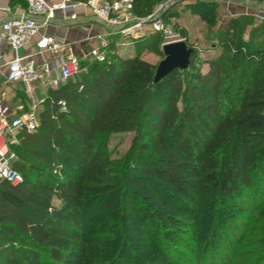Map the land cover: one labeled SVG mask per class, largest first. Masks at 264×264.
<instances>
[{
  "label": "trees",
  "instance_id": "obj_1",
  "mask_svg": "<svg viewBox=\"0 0 264 264\" xmlns=\"http://www.w3.org/2000/svg\"><path fill=\"white\" fill-rule=\"evenodd\" d=\"M164 1L131 0L132 12L147 17ZM189 8L209 21L211 12ZM251 23L257 43L242 38ZM178 32L191 47L185 30ZM216 40L220 53L204 61V73L195 69L194 50L186 70L153 83L157 65L140 55H162L155 32L132 42L133 57L110 44L106 61L83 62L85 72L49 91L36 130L20 131L10 146L23 183L0 182V264H116L120 257L112 259L108 242L119 243L117 254L127 259L122 229L114 238L113 227L106 237L87 238L84 219L92 206L94 219L107 212L122 219L115 211L120 192L138 215L133 190L154 196L172 214H150L136 247L140 264L188 263L177 251L183 232L195 242L191 252L200 264H264V21L240 15ZM127 133L125 157L111 159L107 137ZM226 203L245 217L232 221Z\"/></svg>",
  "mask_w": 264,
  "mask_h": 264
},
{
  "label": "built area",
  "instance_id": "obj_2",
  "mask_svg": "<svg viewBox=\"0 0 264 264\" xmlns=\"http://www.w3.org/2000/svg\"><path fill=\"white\" fill-rule=\"evenodd\" d=\"M61 0L49 4L45 0H24L26 11L18 17L6 20L2 26V37L15 52V57L8 63L6 80L8 83L23 85L33 101L31 109L23 115L10 112L0 101V182L5 181L12 186L23 183L22 175L12 168L17 159L10 146L17 143L20 131L33 132L38 127V107L49 97V91L66 84L82 71L83 62H104L108 56L111 42L107 37L120 36L131 43L146 34L159 32L163 21L154 19L155 11L144 18L136 17L132 12L131 0H83L69 2ZM241 2L243 14H252L259 22L264 21V0H237ZM77 5L87 7L95 21L107 30L106 37L100 38L99 44L88 48L81 55L76 54L73 42L58 38L45 32L55 19L56 12L69 13L65 19L76 20L74 9ZM247 10V11H246ZM41 30L43 32H41ZM36 53L49 52L55 55L51 61L36 66L33 55H19L17 52L33 38ZM179 41V40H178ZM169 43L165 42L162 45ZM161 45V46H162ZM40 85L45 94L37 99L34 85ZM62 106L64 104L62 103Z\"/></svg>",
  "mask_w": 264,
  "mask_h": 264
},
{
  "label": "rangeland",
  "instance_id": "obj_3",
  "mask_svg": "<svg viewBox=\"0 0 264 264\" xmlns=\"http://www.w3.org/2000/svg\"><path fill=\"white\" fill-rule=\"evenodd\" d=\"M198 3H211L213 8L210 9L204 6L199 7ZM189 7L197 9L201 14L211 12L209 21H203L200 16L193 14L192 10ZM154 11V19H160L164 23L163 28H160V31L157 32L162 37V44L165 42L171 43L174 41L183 40L178 32V29L185 30L187 35V43L196 51L195 69H199L203 73L207 70V66L204 64V61L215 57L220 53L218 42L216 40L217 36L227 30L228 23L231 19L238 18L240 15H243V13H245V10L241 7V2L237 0H200L199 2L197 0H167L158 4ZM165 11H169L171 15H173V13L176 14V17L171 18L170 21L164 20L162 14ZM95 24L101 25L97 21H95ZM256 25L257 23H251V25L246 29L242 37L245 41H250V38H252L253 42L257 43L261 39L259 32L254 33L251 37L252 29H254ZM153 33H149L146 35H150ZM107 39L112 44H114V42L116 43L115 48L118 51V55L122 57H133L135 55L131 41L122 39L120 36H111L107 37ZM108 52L112 53V50H108ZM140 57L145 61L152 63L153 65H158V63L163 59L162 55H158L154 52L146 50L141 53ZM85 71L86 69L83 72ZM179 107H181L180 104ZM131 139V133L108 136L107 141L110 158L115 160H122L129 149ZM143 184L144 187H148V183L144 182ZM154 190L162 191L165 194L167 192V189L161 185H156ZM131 193H133V195L136 197L139 204L137 210L138 215H133L130 212V209L126 208L124 205L128 193L120 192V203L115 207V211L118 210L121 212L122 219L110 218L109 212H107L104 219H94L93 206L88 209L86 219H84V232L86 233L87 238H96L103 236L106 237V235L108 234V230H110L112 227L116 230L115 234H111L113 235V238L118 236L119 232H121V229L125 232L126 236L128 237L127 239L129 243L127 259L117 254V252L119 253V243H107L108 246H113V249H115V254L112 259L114 260L115 258L120 257L117 260L116 264H140L139 260L137 259L136 247L140 245V243L144 239V226L148 223L150 214L152 215L156 212H163L166 215H172L171 212L164 210L159 205V203L155 201L154 196H146L141 193V191L136 190H133ZM54 203L58 204L57 201H54ZM250 204L251 202L247 203L248 207L250 206ZM226 210H228L229 213L232 214V221H234V217H245L244 214L236 210L235 207L233 208V206L229 203H226ZM230 219L231 218H229V221H231ZM204 225H207V223H205ZM126 228H129L130 232ZM232 229L236 232L240 231L239 228H235V226H233ZM230 234L231 233L224 232V235L222 237H224L225 239L230 238ZM184 235L185 232L180 234V238L182 239L181 241L183 242L184 246H179L177 251L178 253H181L183 258L188 260V263L182 261L181 264H200V259L198 257H193L191 252L195 248V242L193 240H187V238H184L186 237V235ZM205 236L206 237L203 239L204 242L207 241L208 236H210L211 238L213 234L209 233ZM160 238L162 241H167L166 238L161 235ZM214 255L216 256V254ZM211 262L209 263L211 264ZM97 263L98 262H96L95 264Z\"/></svg>",
  "mask_w": 264,
  "mask_h": 264
},
{
  "label": "crops",
  "instance_id": "obj_4",
  "mask_svg": "<svg viewBox=\"0 0 264 264\" xmlns=\"http://www.w3.org/2000/svg\"><path fill=\"white\" fill-rule=\"evenodd\" d=\"M45 1L49 4H56L61 0ZM82 1L70 0L69 2ZM25 11L26 5L24 0H0V38L2 37V24L6 20L22 15ZM73 11L77 16L76 20L65 19L64 17L68 16L69 13L56 12L55 19L45 29V32L73 42L76 54L81 55L88 48L97 46L100 38L106 37L107 30L102 25L95 24V20L87 7L77 5ZM41 32L43 31L41 30ZM36 39L37 37L33 38L17 54H32L35 65L40 66L45 61H51L55 55L49 52L36 53L37 50L34 45ZM114 45L116 46L115 42ZM116 53L118 54L117 50ZM14 57L15 52L9 47L6 40L2 38L0 40V101L10 112L16 115H23L31 109L33 101L31 95L26 92L23 85L8 83L6 80L8 73L7 65ZM34 93L37 99L43 98L45 94L43 88L38 84L34 85ZM41 110L42 106H39L38 111L40 112Z\"/></svg>",
  "mask_w": 264,
  "mask_h": 264
},
{
  "label": "water",
  "instance_id": "obj_5",
  "mask_svg": "<svg viewBox=\"0 0 264 264\" xmlns=\"http://www.w3.org/2000/svg\"><path fill=\"white\" fill-rule=\"evenodd\" d=\"M160 51L163 59L157 65L153 83L159 82L175 70H186L189 67L190 57L194 49L183 40H179L162 45Z\"/></svg>",
  "mask_w": 264,
  "mask_h": 264
}]
</instances>
